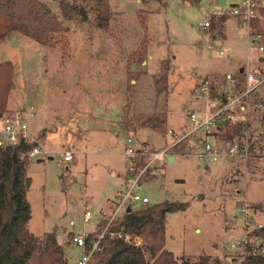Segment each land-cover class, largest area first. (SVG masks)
I'll use <instances>...</instances> for the list:
<instances>
[{"label":"rangeland","instance_id":"1","mask_svg":"<svg viewBox=\"0 0 264 264\" xmlns=\"http://www.w3.org/2000/svg\"><path fill=\"white\" fill-rule=\"evenodd\" d=\"M41 1L64 30L53 33L50 44L11 32L0 42V63L10 60L14 67L6 112L24 116L49 151L27 156L28 227L42 237L54 231L71 264L79 250L68 245L65 231L72 219L78 229L91 230L100 210L109 209L125 172L126 134L138 144L166 148L175 140L166 135L169 129L189 131L191 113L212 108L227 72L237 73L249 57L250 70L257 68L259 54L250 28L229 13H211L240 0H109L108 26L100 25L98 0ZM75 4L88 12L86 19L71 9ZM208 20L209 26L202 24ZM206 79L216 90L214 100L201 91ZM258 96L264 101V87ZM160 112L168 114L165 130L149 120ZM216 134L228 142L222 145L247 141L251 159L201 158L206 141L216 140L193 133L170 151L176 160L138 188L152 204L186 203L166 222L165 247L180 264L202 255L241 264L231 242L245 234V208L264 223V115L239 124L231 137L222 136L230 135L227 128ZM65 151L73 152L72 161H64ZM86 210L94 220L85 226Z\"/></svg>","mask_w":264,"mask_h":264},{"label":"trees","instance_id":"2","mask_svg":"<svg viewBox=\"0 0 264 264\" xmlns=\"http://www.w3.org/2000/svg\"><path fill=\"white\" fill-rule=\"evenodd\" d=\"M162 0H141L142 3ZM100 25L108 26L112 17L109 0H98ZM69 7V6H68ZM71 9L78 10L86 19L88 12L82 5L75 4ZM264 22V7L261 8ZM145 20V19H144ZM142 18L143 26L146 23ZM259 19L253 20L252 29H261ZM63 23L49 12L41 0H0V42L14 31L50 44L53 33L63 31ZM134 54L140 56L141 51ZM14 67L10 60L0 63V115L6 112L10 92L13 88L12 77ZM243 78V73L236 74ZM216 90L212 89L214 100ZM217 105L226 100L225 87L218 92ZM129 114V107L126 110ZM143 115H139V120ZM168 114L160 112L150 118L155 129L165 130ZM227 128V136L231 137L239 129V124ZM133 136V134H132ZM31 145L0 147V264H70L66 258L64 245L57 234L46 233L37 236L30 231L28 224L32 217V209L27 197L32 179L28 175L27 151ZM185 202H162L131 209L125 213L122 221L114 228L124 227L127 233L143 239L144 243L136 245L123 239H103V249L95 253L96 264H180L174 253L165 247L167 214L184 210ZM264 234V232H262ZM181 264H222L210 255L199 256L195 261L182 258ZM243 264H264V257L249 256Z\"/></svg>","mask_w":264,"mask_h":264},{"label":"built area","instance_id":"3","mask_svg":"<svg viewBox=\"0 0 264 264\" xmlns=\"http://www.w3.org/2000/svg\"><path fill=\"white\" fill-rule=\"evenodd\" d=\"M263 3L260 0H240L231 3L228 10L215 9L213 14L229 13L243 25L250 28L252 34L251 41L259 51V68L248 69L243 73V78H237L231 73L226 74L227 83L225 85L226 100L217 105V101H211L212 108L204 113L192 112L190 115L192 128L189 131H177L169 129L166 135H171L175 140L163 149H155L149 144H138L132 135L125 136L126 156L125 172L122 176L120 187L114 197L108 199L111 203L108 210L101 209L99 217L94 221V228L91 230L78 229L76 220H70V227L65 231L68 245L79 250L78 257L71 264H96L95 253L103 249V239L110 238L123 239L128 243L141 245L140 237L127 233L124 227L114 228L122 221L128 208L137 209L142 206L152 204L150 197L138 192L144 180L157 177L169 163L170 151L174 150L180 143L187 140L193 133L199 136L211 135L221 132L229 124H247L250 119L263 114L264 101L258 96L261 88L264 87V22L261 14ZM209 17V15H207ZM261 21V29H252L253 20ZM209 26L210 20L202 22ZM250 34V36H251ZM220 55H225L220 51ZM261 66V68H260ZM212 82L206 79L201 86L204 97L209 101L212 94ZM33 113H31L32 115ZM21 143L31 145L27 151V156L41 157L49 155L46 146L40 141L39 135L34 134L29 127L27 119L19 114L0 115V147L14 146ZM228 142L212 143L206 141L204 150L199 153L202 158L209 156L212 161L217 162L220 158L241 157L249 159L250 148L247 141L243 145L235 141L233 144ZM227 146V147H223ZM64 161L70 162L73 159V152L63 153ZM247 206V205H246ZM246 210L243 237L231 242V248L242 257L243 264L249 256L264 257V223H258L253 219V215ZM94 213L86 210L83 213V222L90 224L94 219Z\"/></svg>","mask_w":264,"mask_h":264},{"label":"crops","instance_id":"4","mask_svg":"<svg viewBox=\"0 0 264 264\" xmlns=\"http://www.w3.org/2000/svg\"><path fill=\"white\" fill-rule=\"evenodd\" d=\"M139 1H141V0H139ZM236 19V18H235ZM229 20V19H228ZM235 22L238 24V25H243L241 22H239L237 19L235 20ZM243 26H246V25H243ZM247 30H248V27H247ZM249 31V30H248ZM247 31V32H248ZM248 37H249V40H251L250 39V36H249V34H248ZM258 54L260 55V53H259V51H258ZM259 55H258V60H259ZM251 61H250V57L247 59V62L243 65V66H240L239 68H237V70H235V71H233V73L234 72H237V73H239V72H245V71H247L248 69H250V67H251ZM257 68H259V66L257 67ZM257 68H255V69H257ZM227 73H229V72H227ZM232 73V72H231ZM237 73H234L235 75L237 74ZM217 135H219V134H211V135H208L210 138H214L215 140H216V142L215 143H221V142H223V140L221 139V138H219V136H217ZM219 141V142H218ZM182 151V150H181ZM171 156H173L172 158H173V161L172 162H174L175 160H176V155H175V153H173ZM171 156H170V158H171ZM249 159H251V158H249ZM172 162H170V163H172Z\"/></svg>","mask_w":264,"mask_h":264},{"label":"water","instance_id":"5","mask_svg":"<svg viewBox=\"0 0 264 264\" xmlns=\"http://www.w3.org/2000/svg\"><path fill=\"white\" fill-rule=\"evenodd\" d=\"M173 156H171V158L169 159V162H172L173 161V158H172ZM131 211V208H128L127 209V212H130Z\"/></svg>","mask_w":264,"mask_h":264}]
</instances>
